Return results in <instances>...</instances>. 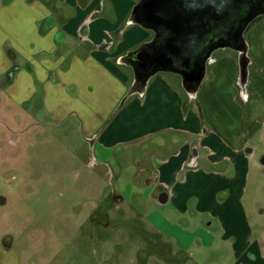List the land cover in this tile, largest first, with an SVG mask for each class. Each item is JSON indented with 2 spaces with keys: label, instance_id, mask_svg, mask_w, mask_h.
Here are the masks:
<instances>
[{
  "label": "crops",
  "instance_id": "0c3cea01",
  "mask_svg": "<svg viewBox=\"0 0 264 264\" xmlns=\"http://www.w3.org/2000/svg\"><path fill=\"white\" fill-rule=\"evenodd\" d=\"M139 1L0 0V102L7 96L22 124L79 129L94 161L113 175L122 177L120 162L133 161V193H145L153 234L181 252L195 246V256L199 246L233 264H264V226L234 201L250 167L260 166L246 138L264 130V116L244 127L242 117L264 104V18L245 31V89L238 85L242 55L233 49L225 58L211 55L196 93L157 73L121 105L135 80L126 58L155 36L131 19ZM182 220L195 225L191 233Z\"/></svg>",
  "mask_w": 264,
  "mask_h": 264
},
{
  "label": "rangeland",
  "instance_id": "374dc122",
  "mask_svg": "<svg viewBox=\"0 0 264 264\" xmlns=\"http://www.w3.org/2000/svg\"><path fill=\"white\" fill-rule=\"evenodd\" d=\"M141 30L152 38L155 35L151 30ZM235 54L230 47H220L212 57ZM158 74L176 76L183 82L178 73ZM239 82L240 77L238 85L243 90ZM2 100L0 264H233L232 257H222L216 250L197 246L193 256L195 246L184 253L173 240L153 234L156 229L150 221L155 216L149 217L153 210L141 202L145 193H133L137 175L133 161L120 162L127 168L122 170V177L113 175L114 170L110 172L108 166L94 161L92 146L79 129L33 123L27 126L20 122L18 108L7 96ZM263 116L264 104L255 114L246 110L243 127L251 118ZM246 140L260 166L250 167L243 192L236 196L234 188V201L239 205L240 198L250 221L264 226V130ZM116 177L123 180L120 186ZM117 192L124 196L123 202L114 200ZM181 223L190 233L195 226L183 220Z\"/></svg>",
  "mask_w": 264,
  "mask_h": 264
},
{
  "label": "water",
  "instance_id": "95a60500",
  "mask_svg": "<svg viewBox=\"0 0 264 264\" xmlns=\"http://www.w3.org/2000/svg\"><path fill=\"white\" fill-rule=\"evenodd\" d=\"M264 15V0H140L131 19L155 32L154 39L127 56L134 69L131 94L144 92L160 71L178 73L186 90L196 93L214 50L230 47L241 53L240 85L248 76V45L244 33Z\"/></svg>",
  "mask_w": 264,
  "mask_h": 264
},
{
  "label": "trees",
  "instance_id": "16d2710c",
  "mask_svg": "<svg viewBox=\"0 0 264 264\" xmlns=\"http://www.w3.org/2000/svg\"><path fill=\"white\" fill-rule=\"evenodd\" d=\"M261 17H263V16H258L254 21H252V22L250 23V25H251L253 22H255L256 20L260 19ZM250 25H249V26H250ZM249 26H248V27H249ZM147 44H149V43H147ZM142 46H143V45H142Z\"/></svg>",
  "mask_w": 264,
  "mask_h": 264
}]
</instances>
